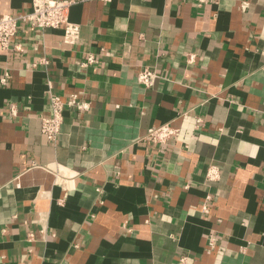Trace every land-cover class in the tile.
Listing matches in <instances>:
<instances>
[{"label": "crops", "instance_id": "obj_1", "mask_svg": "<svg viewBox=\"0 0 264 264\" xmlns=\"http://www.w3.org/2000/svg\"><path fill=\"white\" fill-rule=\"evenodd\" d=\"M69 19L73 43L20 23L24 50L0 46V264H264V0H86ZM73 92L90 106L50 142L40 117ZM164 123L179 135L142 139Z\"/></svg>", "mask_w": 264, "mask_h": 264}, {"label": "built area", "instance_id": "obj_2", "mask_svg": "<svg viewBox=\"0 0 264 264\" xmlns=\"http://www.w3.org/2000/svg\"><path fill=\"white\" fill-rule=\"evenodd\" d=\"M84 1L86 0H32L31 7L27 11L18 14L0 15V46L5 50L15 49L20 52L24 50L22 43L15 42L12 44V38L17 35L20 23H27L39 30L57 28L64 25V39L69 43H73L80 35L79 24L69 19V10L73 4ZM48 61V58L43 57L39 63L46 64ZM94 61V55H90L82 63L86 64ZM37 64L38 62L34 63V65ZM9 76L10 73L7 72L1 78V81L6 83ZM158 77L159 73L155 69L146 66L139 71L137 78L146 87H151ZM50 102V112L40 117L41 132L50 142L54 143L61 132L65 106L73 107L80 111L88 109L90 102L85 100L78 92H73L66 101L57 95H51ZM11 112L13 115L17 114L18 105L16 103L11 105ZM178 135L179 129L177 127L170 123H164L149 127L142 139L157 147H161ZM207 176L209 179H214L217 177L216 170L213 167L209 168ZM206 198L209 200L210 196L207 195ZM203 208L207 209V204Z\"/></svg>", "mask_w": 264, "mask_h": 264}]
</instances>
